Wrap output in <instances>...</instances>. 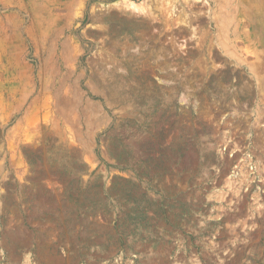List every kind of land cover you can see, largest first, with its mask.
<instances>
[{
    "label": "rangeland",
    "instance_id": "374dc122",
    "mask_svg": "<svg viewBox=\"0 0 264 264\" xmlns=\"http://www.w3.org/2000/svg\"><path fill=\"white\" fill-rule=\"evenodd\" d=\"M0 264H264V0H0Z\"/></svg>",
    "mask_w": 264,
    "mask_h": 264
}]
</instances>
